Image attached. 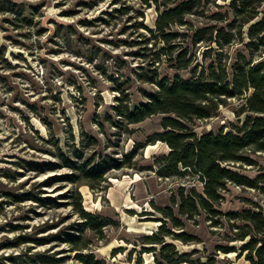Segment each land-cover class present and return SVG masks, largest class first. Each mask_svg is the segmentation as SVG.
<instances>
[{
	"label": "rangeland",
	"instance_id": "1",
	"mask_svg": "<svg viewBox=\"0 0 264 264\" xmlns=\"http://www.w3.org/2000/svg\"><path fill=\"white\" fill-rule=\"evenodd\" d=\"M181 1L171 0L168 7ZM229 2L202 1L186 25L172 28L186 35L180 40L188 47L187 57L196 58L190 68L202 66L206 72L214 62L230 78L241 55L253 63L264 61V48L250 55L245 47V27L241 36L233 31L230 43L220 41L221 49L192 41L200 28L233 20ZM157 13L154 3L145 0H0V264H46L34 263L41 253L60 259L58 264H79L63 232L80 234L105 264H167L165 255L180 259L177 264H249L241 252L246 239L235 238L242 222L226 214L264 206V196L256 188L226 181L213 206L217 214L198 208L194 215H181L179 190L187 195L203 188L189 171L179 169L182 175L168 177L156 173L170 148L150 137L163 132L166 116L127 124L113 112L117 98L133 110L156 89L138 74L140 68L148 71L163 47L147 31ZM214 14L223 16L221 23ZM159 59L154 62L159 79L191 77L189 70L171 68L166 53ZM247 94L226 99L213 116L191 123V130L197 135L237 133L245 116L238 111ZM242 155L251 162L225 166L251 181L264 176V152L246 149ZM61 156L77 164L111 158L122 166L111 168L102 180L71 182L64 177L72 170ZM29 163L43 170H32ZM49 163L58 167L44 169ZM25 192L56 203L16 201ZM77 200L82 209L107 221L100 233L82 225L75 213ZM26 236L57 237L41 245L19 243ZM150 237L160 242L150 243ZM163 246L171 247L163 251ZM218 247L233 249L224 253Z\"/></svg>",
	"mask_w": 264,
	"mask_h": 264
},
{
	"label": "trees",
	"instance_id": "2",
	"mask_svg": "<svg viewBox=\"0 0 264 264\" xmlns=\"http://www.w3.org/2000/svg\"><path fill=\"white\" fill-rule=\"evenodd\" d=\"M149 1L154 3L158 13L154 27L147 31L151 33L152 38L160 40L163 47L148 64L146 73L140 68L138 78L143 82L153 83L156 89L152 94H145L144 102L133 110H129L128 105L123 107V100L117 98L118 105L113 108L114 114L119 117L118 120L125 121L127 124H138L156 114L166 116L161 122L163 132L155 133L150 137L151 140L160 141L170 148L167 155L160 157L161 161L156 173L162 177H168L179 176L182 172L189 171L196 175L197 182L203 188L202 193H196L194 189H191L187 195H184V188L179 190L181 215H194L198 212V208L211 215L217 214L213 206L221 198L219 193L226 181L239 186L256 188L264 196V176H258L251 181L225 166V164L239 163V161L250 163L251 161L242 155L246 149L264 152V61L253 63L241 55L240 60L231 67L230 78L226 68L221 65L216 66L214 62L208 65L207 73L202 66L199 70L197 65L190 68L196 58L187 57L188 47H184L182 44L184 40H180V37L185 38L186 35L173 31L172 28L186 25L187 18L198 13L202 1H212L215 4L221 0H182L171 8L168 7L173 4L171 0H145L147 3ZM262 5L264 0H230L228 7L234 15L233 20L221 27H217L216 24L200 28L194 33L192 41L205 42L209 46L216 44L218 49H221L223 44L220 41L230 43L234 36L233 31L237 29V34L241 36L242 29L245 27L248 39L245 47L251 55L252 51L264 48V11H258ZM159 6L162 7L161 12H159ZM213 17L220 23L223 18L221 14H214ZM165 53L171 68L177 71L189 70L191 77L184 79L175 75L172 80L167 77L159 79L154 62L161 60L160 55ZM246 92L248 94L243 98L244 103L238 111L245 116L237 133L220 131L215 134L210 131L197 135L191 130L190 124L195 120L210 118L226 99L238 97ZM128 158L130 156L125 155V160ZM61 160L72 170L68 177H64L71 182H75L80 177L92 181L102 180L104 174L111 168L119 169L122 166L121 162L111 158H101L96 163L85 161L82 164L72 162L63 156ZM29 165L32 170H43L40 164L29 163ZM56 167L58 166L55 163H49L44 169L53 170ZM25 199L41 202L42 205L56 203L53 199L39 198L38 194L31 192L18 195L16 201H25ZM75 205V213L83 221L82 225L95 233H100L107 221L82 209L80 200H77ZM252 207L253 209H244L239 214L227 213L226 215L242 222L236 227L238 232L235 238L240 241L246 239L241 252H246L245 257L249 264H264V206L255 204ZM164 216L169 218L170 215L164 214ZM63 235L64 242L76 251L74 258L79 264H105V261L96 259L94 253L89 251L88 244L82 242L80 234L63 232ZM56 237L30 240L31 238L26 236L20 237L19 243L34 241L41 245L55 240ZM147 240L150 243L160 242L157 237H150ZM170 247L163 246L162 250L168 251ZM232 249L218 247V250L224 253ZM53 257L43 253L36 254L34 263L58 264L60 259ZM162 260L167 264H177L181 261L167 255L163 256Z\"/></svg>",
	"mask_w": 264,
	"mask_h": 264
}]
</instances>
